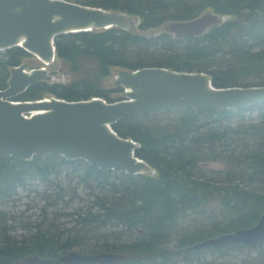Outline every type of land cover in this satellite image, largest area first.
<instances>
[{"label": "trees", "instance_id": "obj_1", "mask_svg": "<svg viewBox=\"0 0 264 264\" xmlns=\"http://www.w3.org/2000/svg\"><path fill=\"white\" fill-rule=\"evenodd\" d=\"M71 1L135 16L142 31L207 11L230 18L188 38L164 31L148 36L117 26L60 34L54 40L55 59L70 79L39 81L14 99L100 97L113 102L124 99L115 96L124 93L123 86L105 85L113 70L146 66L204 72L217 88L264 85V0ZM29 55L20 46L0 51V89L7 86L11 69ZM253 109L259 116L250 119L246 112ZM112 128L138 143L136 155L155 174L99 169L60 154L39 153L29 160L0 156V264L30 255L63 264L58 258L74 249L141 255L115 264L189 263L202 254L248 249L256 250L257 263L264 264V245L187 250L204 239L251 227L263 213L264 103L235 110H167L122 118ZM211 163L224 168L209 171ZM37 181L45 184L38 218L24 220L4 207L18 189L30 191ZM18 228L28 232L16 236Z\"/></svg>", "mask_w": 264, "mask_h": 264}, {"label": "water", "instance_id": "obj_2", "mask_svg": "<svg viewBox=\"0 0 264 264\" xmlns=\"http://www.w3.org/2000/svg\"><path fill=\"white\" fill-rule=\"evenodd\" d=\"M128 17L127 13L71 0H0V51L20 46L50 62L55 60L56 36L112 26L127 29ZM224 18L217 12L207 11L190 20L167 21L160 28L175 38L195 37L220 25ZM47 76L44 65L27 70L20 64L11 69L7 86L0 89V156L29 160L39 153L60 154L69 160L84 159L99 169L142 174L150 165L136 155L135 140L114 131L112 124L117 120L167 110L194 107L235 110L264 103V85L217 88L204 72L157 66L122 70L117 80L124 87L125 98L113 102L100 97L75 101L54 96L27 101L14 99ZM228 243L264 245V211L253 226L204 239L187 250L198 251ZM140 256L71 250L57 261L115 264ZM50 262L51 258L30 255L11 264Z\"/></svg>", "mask_w": 264, "mask_h": 264}, {"label": "rangeland", "instance_id": "obj_3", "mask_svg": "<svg viewBox=\"0 0 264 264\" xmlns=\"http://www.w3.org/2000/svg\"><path fill=\"white\" fill-rule=\"evenodd\" d=\"M131 17L133 21L130 22L127 26V29L129 30H132L137 33H142L148 36L158 35L162 32L160 27H155L148 29L146 31H142L138 28L139 19L136 18L135 16H131ZM229 18H230L229 16H225L224 19L226 20ZM22 64H24V67L27 70L44 65L39 60H37V58L33 54H30L29 56L25 57L22 61ZM44 66H46V71L48 72L46 81L66 82L68 81V79H70V75L67 74V71L60 63V61H58L57 59L52 60L50 64ZM120 72L121 71L119 69L115 68L113 70V74L109 77L105 85L108 87H113L115 85H118L119 82L117 78ZM124 94H125V90L123 94H117L115 96L124 97ZM246 116L250 119H254L259 116V113L255 109L248 110L246 112ZM208 168L209 171L213 170L214 172H218L223 170L224 165L221 163H211L209 164ZM145 173L153 175L155 174V171L150 167V170ZM31 185H32V190L27 191L23 189H18V193L16 194L15 198L13 200H9L4 204V207L7 210L14 212L16 216L23 217L24 220H27L28 217H30L32 220L38 218L41 212V207L45 201L42 198V190L45 188V184H42L37 181L35 183H32ZM27 232H28L27 229L18 228L15 231H13V234L16 236H20L21 234H25ZM256 254H257L256 250H248V249L230 251L223 255L207 253L193 257V260L190 261L189 263L179 262L177 264H258L257 257L255 258Z\"/></svg>", "mask_w": 264, "mask_h": 264}, {"label": "bare ground", "instance_id": "obj_4", "mask_svg": "<svg viewBox=\"0 0 264 264\" xmlns=\"http://www.w3.org/2000/svg\"><path fill=\"white\" fill-rule=\"evenodd\" d=\"M133 20H132V17L129 15V17H128V23H130V22H132ZM22 42V41H21ZM19 44H21V43H19ZM40 62H42L44 65H48V64H50L52 61H50L49 63L48 62H44L41 58H40V56L38 55V54H36V53H34L33 54ZM38 112H40V111H38ZM150 170V167L149 166H147V168H146V170L145 171H149Z\"/></svg>", "mask_w": 264, "mask_h": 264}]
</instances>
